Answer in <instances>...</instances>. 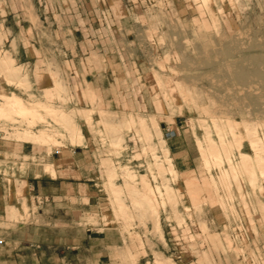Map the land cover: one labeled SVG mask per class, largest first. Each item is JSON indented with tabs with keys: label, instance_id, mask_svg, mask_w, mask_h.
I'll return each mask as SVG.
<instances>
[{
	"label": "rangeland",
	"instance_id": "rangeland-1",
	"mask_svg": "<svg viewBox=\"0 0 264 264\" xmlns=\"http://www.w3.org/2000/svg\"><path fill=\"white\" fill-rule=\"evenodd\" d=\"M10 2L17 16L0 44V148L25 141L35 152H0L8 194L0 249L23 243V225H44L63 264H264V165L256 162L264 159V0H125L137 22L125 38L129 60L140 66L135 89L128 73L127 96L140 90L144 103L124 107L116 84L104 95L117 102L85 91L89 103H78L39 0H0V14ZM31 38L48 67L44 90L20 56ZM11 96L27 110L8 108ZM170 123L189 143L198 168L190 175L174 164ZM71 153L92 167L89 204L17 196L26 169L53 174L55 159ZM241 153L253 165L242 166Z\"/></svg>",
	"mask_w": 264,
	"mask_h": 264
},
{
	"label": "crops",
	"instance_id": "crops-1",
	"mask_svg": "<svg viewBox=\"0 0 264 264\" xmlns=\"http://www.w3.org/2000/svg\"><path fill=\"white\" fill-rule=\"evenodd\" d=\"M91 2V0H39L38 2L41 22L43 23L45 20V27L52 28V31H49L54 43H56L54 49L57 51V53L54 52V55L66 57L65 61L71 66L68 71L74 98L78 103L88 104L89 101L84 95L86 91L93 101L98 100L100 102L101 97L102 100L104 99L103 102L115 103L117 101L105 96L104 92H109L111 88L115 89L114 84H116L117 93L124 96L123 99H118L121 106L128 105V103L135 105L139 102L144 103L140 90L136 95L128 97L126 89V87L131 88L130 82H128V73L132 77L131 83L134 85L132 87L134 88L135 84L137 87L139 85L137 73L140 71V66L134 60H129L130 54L127 51L128 47L125 41V38L130 36L131 31H134L133 25L137 23L136 19L131 15L125 0H93ZM2 6L8 11L4 15L0 14V44L9 37L8 31H6L9 27L4 25L5 21L12 19L16 24L17 16V10H14L12 2L4 3ZM31 41L32 43L29 42L27 48L23 45V49H25L20 56L23 64H30L33 71L36 70L38 74H42L43 80H39L38 83L36 80L34 86L44 90L49 85V82H46L47 79L49 80L47 76L48 67L41 46L36 45V41L32 38ZM35 51L36 53H34ZM12 52L14 53L13 50ZM12 52L10 53L15 59L16 55ZM38 57L40 60H37ZM121 72H123V77L120 76ZM102 93L103 95H101ZM166 131L171 133V136L167 138L171 140L169 150L178 171L186 175L197 171L196 163L191 161L189 143L185 135L181 134L179 126L176 124L174 127L173 123H170L165 128ZM10 149L0 148V152L8 153L11 151L23 155H30L35 152L34 145L25 141L13 143ZM3 161L4 156L0 155V163ZM78 162L79 158L71 153L70 157H57L55 159L52 164L53 174L42 169L38 173L35 169H26V173L19 179V186L15 187L14 191H16L17 196L21 195L27 199L48 200L49 205L53 204L54 207L58 208L80 202L89 204L90 199L95 194L94 185L96 184L92 178L93 173L89 171L92 167L88 164L84 167ZM7 200L8 194L5 193L0 182V221L4 215ZM23 228L25 230L23 243L9 239L1 246L0 264L64 263L58 253L50 250L53 246L42 238L43 230H47L44 225L35 227L23 225ZM52 244L57 245L56 236ZM4 249H8V251L2 253Z\"/></svg>",
	"mask_w": 264,
	"mask_h": 264
},
{
	"label": "bare ground",
	"instance_id": "bare-ground-1",
	"mask_svg": "<svg viewBox=\"0 0 264 264\" xmlns=\"http://www.w3.org/2000/svg\"><path fill=\"white\" fill-rule=\"evenodd\" d=\"M8 108H23L24 110H27V108L24 107V105L21 103V100L15 96H11L7 100ZM46 131V130H45ZM256 162L259 165H264V159L261 157H256ZM229 159V158H228ZM242 166L246 167L249 165H253V158L247 153H241V160ZM236 164V163H235ZM240 166V165H239ZM230 168H234V165L230 163ZM232 170V169H231Z\"/></svg>",
	"mask_w": 264,
	"mask_h": 264
},
{
	"label": "built area",
	"instance_id": "built-area-1",
	"mask_svg": "<svg viewBox=\"0 0 264 264\" xmlns=\"http://www.w3.org/2000/svg\"><path fill=\"white\" fill-rule=\"evenodd\" d=\"M164 136H165L166 138L170 137V136H171L170 131H166V132L164 133Z\"/></svg>",
	"mask_w": 264,
	"mask_h": 264
}]
</instances>
